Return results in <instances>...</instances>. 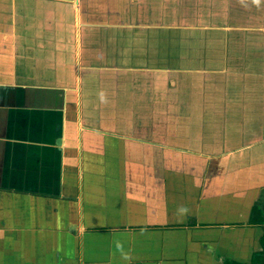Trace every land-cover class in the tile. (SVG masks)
I'll list each match as a JSON object with an SVG mask.
<instances>
[{
	"label": "crops",
	"instance_id": "obj_1",
	"mask_svg": "<svg viewBox=\"0 0 264 264\" xmlns=\"http://www.w3.org/2000/svg\"><path fill=\"white\" fill-rule=\"evenodd\" d=\"M231 6L257 123L226 165L142 41L228 29ZM0 264H264V0H0Z\"/></svg>",
	"mask_w": 264,
	"mask_h": 264
},
{
	"label": "rangeland",
	"instance_id": "obj_2",
	"mask_svg": "<svg viewBox=\"0 0 264 264\" xmlns=\"http://www.w3.org/2000/svg\"><path fill=\"white\" fill-rule=\"evenodd\" d=\"M229 16L228 29L209 32L207 30L187 31L173 29H160L158 31L151 28L148 30L144 29L146 35H144V41H142L145 48L149 45L152 47L151 50L156 53L159 52L157 49L160 50L162 56H157L160 63L182 69L178 72L181 80L179 81V86L181 88H178L177 98L183 101L182 108L183 111H186L185 114L190 112L192 116L197 117V120L205 121L204 127L199 124L197 129L205 133L207 129H212L211 133L214 135H212L211 141L208 143V151L218 153L231 151V153H226L222 157L208 159L222 161L226 165L234 160H241V153L244 152L240 149L241 122L243 121L247 124L257 123V121L247 118L241 120V96L243 97L241 95V49H251V47H247V42L246 47L245 45L243 46L244 38L241 40V36L244 37L246 34L241 31V7L231 6ZM245 28L251 29V24L246 25ZM117 32L127 33L124 30H117ZM141 32L143 33V31ZM158 32H160L159 41L157 40ZM252 33L254 32H248L251 36ZM188 34H193L195 37L190 39L191 36H188ZM212 34H217L226 40L225 43L220 45V50H225L224 58L223 60L220 58L219 63L213 66L212 70L214 69V71L209 69L211 64L208 62L209 58L208 60L206 59L208 44L211 41V37L208 35ZM124 36L121 35V40L122 38L124 39ZM207 36L209 37L208 40ZM214 59L217 60L218 58ZM167 90L170 91L169 88ZM186 104L187 107L185 108ZM192 112H194V115ZM194 121L190 124L194 125ZM175 122L180 128L187 126L185 124L187 123L186 120H168V124L174 125ZM205 160L208 161L207 158Z\"/></svg>",
	"mask_w": 264,
	"mask_h": 264
},
{
	"label": "clouds",
	"instance_id": "obj_3",
	"mask_svg": "<svg viewBox=\"0 0 264 264\" xmlns=\"http://www.w3.org/2000/svg\"><path fill=\"white\" fill-rule=\"evenodd\" d=\"M118 247H119V245H118Z\"/></svg>",
	"mask_w": 264,
	"mask_h": 264
}]
</instances>
